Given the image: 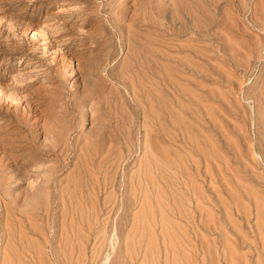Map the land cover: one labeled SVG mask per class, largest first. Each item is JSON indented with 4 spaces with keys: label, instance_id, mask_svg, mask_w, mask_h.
<instances>
[{
    "label": "rangeland",
    "instance_id": "374dc122",
    "mask_svg": "<svg viewBox=\"0 0 264 264\" xmlns=\"http://www.w3.org/2000/svg\"><path fill=\"white\" fill-rule=\"evenodd\" d=\"M0 198V264H264V0H0Z\"/></svg>",
    "mask_w": 264,
    "mask_h": 264
},
{
    "label": "bare ground",
    "instance_id": "6f19581e",
    "mask_svg": "<svg viewBox=\"0 0 264 264\" xmlns=\"http://www.w3.org/2000/svg\"><path fill=\"white\" fill-rule=\"evenodd\" d=\"M147 144H148V143H147ZM148 149H149V148H147V151H146V152H148ZM150 150H151V149H150ZM151 151H152V150H151ZM146 152H145V155H146ZM153 154H154V153H152V155H153ZM147 155H148V156H147ZM147 155H146V157L148 158L147 160L150 162V159H149L150 156H149V154H147ZM154 155H155V154H154ZM154 155H153V156H154ZM153 156H152V158H153ZM156 157H157V156H156ZM153 159H154V158H153ZM153 159H152V160H153ZM156 159H157V158H155V162L158 161V160L156 161ZM153 162H154V161H153ZM153 162H152V163H153ZM145 163H146V162H144V165H145ZM150 163H151V162H150ZM150 163H149V164H150ZM149 164H148V165H149ZM154 164H155V163H154ZM146 165H147V164H146ZM146 165H145V166H146ZM151 165H152V164H151ZM155 165H156V164H155ZM145 166H144V168H145ZM140 167H141V166H140ZM140 167H138V168L140 169ZM146 167H147V166H146ZM155 167H156V166H155ZM147 168H148V167H147ZM147 168H145V169L147 170ZM149 168L151 169L150 166H149ZM149 168H148V169H149ZM156 168H158V166H157ZM141 169H143V167H142ZM150 169H149V170H150ZM138 171H139V170H138ZM150 171H151V170H150ZM156 171H157V170H156ZM146 172H147V171H146ZM153 172H154L153 174L155 175V179H156V175H157V174H155V171H153ZM151 173H152V172H151ZM137 174H138V173H137ZM142 174H143V173H142ZM153 174H152V175H153ZM160 174H161V173H160ZM149 175H150V174H149ZM154 175H153V176H154ZM144 176H145V175H144ZM181 176H182V175H181ZM137 177H139V176H137ZM141 177H142V176H141ZM141 177H140V178H141ZM145 177H146V176H145ZM150 177H151V175H150ZM158 177H159V176H158ZM158 177H157V178H158ZM142 179H143V178H141V181H142ZM155 179H153V180H155ZM74 180H76V179H74ZM137 180H138V179H137ZM153 180H152V181H153ZM156 180H159V179H156ZM78 181H79V180H78ZM78 181H77V182H78ZM138 181H140V179H139ZM143 181H144V180H143ZM146 181H147V179H146ZM146 181H145V182H146ZM152 181H151V182H152ZM161 181H162V180H161ZM161 181H158V182H161ZM135 183H136V182H135ZM137 183H138V182H137ZM140 183H141V182H140ZM148 183H149V181H148ZM153 183H154V182H153ZM142 184H143V182H142ZM150 184H151V183H150ZM158 184H159V183H158ZM158 184H157V185H158ZM161 184H162V183H161ZM163 185H164V184H163ZM75 186H76V185H75ZM133 186L135 187L136 184L133 185ZM142 186H144V184H143ZM145 186H146V185H145ZM148 186H149V185H148ZM152 186H153V185H152ZM155 186H156V184H155ZM159 186H160V185H159ZM136 187H137V186H136ZM160 187H161V186H160ZM160 187H159V188H160ZM163 187H164V186H163ZM66 188H67V187H66ZM150 188H151V187H150ZM159 188H157L158 191H159ZM164 188H165V187H164ZM134 189H135V188H134ZM154 189H155V188H153V190H154ZM30 190H31V189H30ZM146 190H147V188H146ZM150 190H151V189H150ZM156 191H157V190H156ZM162 191H164V190H162ZM27 192H28V191H27ZM153 192H154V191H153ZM70 193H72V192L70 191ZM163 193H164V192H163ZM64 194H65V193H64ZM66 194H67V192H66ZM157 194H159V193H157ZM75 195H76V194H75ZM79 195H80V194H79ZM61 196H62V195H61ZM64 196H65V195H64ZM67 196H68V195H67ZM70 196H71V195H70ZM147 196H148V194L146 195V197H147ZM160 196H161V195H160ZM160 196H159V197H160ZM77 197H78V196H77ZM148 197H151V196L149 195ZM153 197H154V196H153ZM157 198H158V197H157ZM0 199H1V198H0ZM2 199H3V198H2ZM148 199H152V197H151V198H148ZM67 200H68V199H67ZM67 200H66V201H67ZM71 200H72V198H71ZM78 200L80 201L81 199L79 198ZM150 201L152 202V200H150ZM160 201H161V200H160ZM160 201H159V202H160ZM2 202H4V201L2 200ZM144 202H145V201H144ZM167 202H168V201H167ZM75 205H76V204H75ZM160 207H161V206H160ZM145 208H146V207H145ZM205 209H206V208H205ZM208 209H209V208H208ZM149 210H150V209H149ZM151 210H152V209H151ZM152 211H153V210H152ZM142 212H143V211H142ZM177 212H178V211H177ZM80 213H81V212H80ZM149 213H150V212H149ZM175 213H176V212H175ZM176 214H177V213H176ZM71 215H72V214H71ZM80 215H81V214H80ZM163 215H164V214H163ZM73 216H74V215H73ZM88 216H89V215H88ZM169 217H170V216H169ZM67 219H68V218H67ZM162 219H163V218H162ZM70 220H71V219H70ZM97 220H98V218H97ZM97 220H96V221H97ZM178 220H179V219H178ZM167 221H168V220H167ZM81 222H82V220H81ZM84 222H85V221H84ZM84 222H83V223H84ZM72 223H73V222H72ZM79 223H80V222H79ZM167 223H168V222H167ZM77 224H78V223H77ZM85 224H86V223H85ZM161 224H162V223H161ZM73 225H74V224H73ZM73 225H72V226H73ZM163 225H164V224H163ZM165 225H166V224H165ZM69 226H70V225H69ZM87 226H88V224H87ZM90 226H91V225H90ZM144 226H145V225H144ZM161 226H162V225H161ZM166 226H167V225H166ZM171 226H172V225H171ZM64 227H65V225H64ZM73 227H74V226H73ZM78 227H79V224H78ZM78 227H77V229H78ZM194 227H195V225H194ZM142 228H143V227H142ZM153 228H154V227H153ZM162 228H163V227H162ZM166 228H167V227H166ZM87 229H88V228H87ZM26 230H27V229H26ZM64 230H68V226H67V229H64ZM78 230H79V229H78ZM141 230H142V229H141ZM144 230H145V229H144ZM152 230H153V229H152ZM162 230H163V229H162ZM168 230H169V228H168ZM186 230H187V229H186ZM71 231H72V230H71ZM142 231H143V230H142ZM145 231H146V230H145ZM170 231H171V229H170ZM170 231H168V232H170ZM76 232H77V230H76ZM79 232H80V231H79ZM82 232H84V231H82ZM162 232H164V231H162ZM71 233L74 234V232H71ZM71 233H70V232L68 233V234H69V237H68V238H71V237H72V240H73V234L71 235ZM143 233H144V231H143ZM149 233H150V231H149ZM151 233H152V232H151ZM154 233H155V232H154ZM154 233H153V234H154ZM170 233H171V232H170ZM75 234H78V233H75ZM75 234H74V235H75ZM80 234H81V233H80ZM163 234H164V233H163ZM167 234H168V233H167ZM70 235H71V236H70ZM82 235H83V233H82ZM82 235H81V237H82ZM169 235H170V234H169ZM83 236H84V235H83ZM151 236H153V235H151ZM167 236H168V235H167ZM65 237H67V236H65ZM77 237H78V235H77ZM156 237H157V236H156ZM162 237H163V236H162ZM169 237H170V236H169ZM172 237H173V236L171 235V239H173ZM75 238H76V237H75ZM203 238H204V237H203ZM77 239H79V238H77ZM87 239H89V238H87ZM168 239H169V238H168ZM171 239H170V240H171ZM263 239H264V238H263ZM69 240H70V239H68V241H69ZM74 240H75V239H74ZM81 240H82V239L80 238V239H79V242H80ZM84 240H85V238H84ZM148 240H149V237H148ZM148 240H147V241H148ZM157 240H158V239H157ZM162 240H163V239H162ZM82 241H83V240H82ZM138 241H139V240H138ZM69 242H70V241H69ZM74 242H76V241H74ZM85 242H87V241H85ZM156 242H157V241H156ZM183 242H184V241H183ZM226 242H227V240H226ZM13 243H14V242H13ZM65 243H66V240H65ZM83 243H84V242H81V244H83ZM158 243H159V242H158ZM166 243H167V242H165V244H166ZM169 243H171V242H169ZM174 243H175V242H173L172 244H174ZM70 244L73 245V244H75V243H70ZM149 244H150V243H149ZM180 244H181V243H180ZM63 245H64V244H63ZM84 245H86V244H84ZM84 245H82V246H84ZM151 245H152V244H151ZM154 245H155V244H154ZM158 245H159V244H157V246H158ZM166 245H167V244H166ZM169 245H171V244H169ZM177 245H178V244H177ZM231 245H232V244H231ZM67 246H68V242H67V244H66V248H67ZM82 246H81V247H82ZM96 246H97V245H96ZM141 246H142V243H141ZM149 246H150V245H149ZM152 246H153V245H152ZM167 246H168V245H167ZM174 246H175V245H174ZM71 247H72V246H71ZM73 247H74V246H73ZM175 247H176V246H175ZM64 248H65V247H64ZM82 248H83V247H82ZM84 248H85V247H84ZM94 248H95V247H94ZM136 248H137V247H136ZM138 248H139V250H140V245H139V244H138ZM142 248H143V246H142ZM173 248H174V247H173ZM181 248H182V247H181ZM183 248H184V247H183ZM22 249H23V248H22ZM25 249H26V248H25ZM95 249H96V248H95ZM150 249H151V248H150ZM153 249H154V248H153ZM153 249H152V250H153ZM174 249L176 250V248H174ZM178 249H179V248H178ZM10 250H11V249H10ZM41 250H42V249H41ZM65 250H66V249H65ZM74 250H75V249H74ZM74 250H73L72 252H74ZM84 250H85V249H84ZM136 250H137V249H136ZM145 250H146V247H145ZM145 250H144V251H145ZM157 250H158V249H157ZM95 251H96V250H95ZM79 252H80V251H79ZM81 252H82V251H81ZM190 253H191V252H190ZM23 254H24V253H23ZM232 254H233V253H232ZM142 255H143V254H142ZM146 255H147V254H146ZM9 256H10V254H9ZM23 256H24V255H23ZM231 256H232V257H230V258L233 259V255H231ZM24 257H25V256H24ZM10 258H11V257H10ZM245 258H246V257H245ZM234 260H235V259H234ZM181 261H182V260H181ZM17 262H19V261H17ZM22 262H23V261H22ZM167 262H168V261H167ZM232 262H233V261H232ZM235 262H236V261H235ZM150 263H151V262H150ZM5 264H6V263H5Z\"/></svg>",
    "mask_w": 264,
    "mask_h": 264
}]
</instances>
